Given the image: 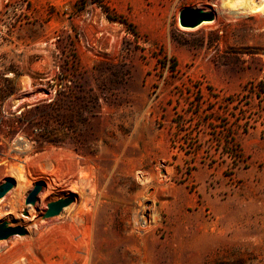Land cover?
Here are the masks:
<instances>
[{
    "label": "rangeland",
    "instance_id": "374dc122",
    "mask_svg": "<svg viewBox=\"0 0 264 264\" xmlns=\"http://www.w3.org/2000/svg\"><path fill=\"white\" fill-rule=\"evenodd\" d=\"M240 8L0 0V223L25 232L0 264H264V8Z\"/></svg>",
    "mask_w": 264,
    "mask_h": 264
},
{
    "label": "water",
    "instance_id": "95a60500",
    "mask_svg": "<svg viewBox=\"0 0 264 264\" xmlns=\"http://www.w3.org/2000/svg\"><path fill=\"white\" fill-rule=\"evenodd\" d=\"M214 19L212 11L184 8L178 13V23L183 28H195L203 22H210ZM14 186V181L7 179L2 184H0V199ZM42 185L36 183L32 190L28 193L25 199V204H34L38 193L41 191ZM73 199L71 197L58 199L56 201L50 202L47 205V210L45 211L43 217L49 218L58 215L65 207L72 203ZM24 229L20 226H10L6 221L0 223V240H5L13 235H24Z\"/></svg>",
    "mask_w": 264,
    "mask_h": 264
},
{
    "label": "trees",
    "instance_id": "16d2710c",
    "mask_svg": "<svg viewBox=\"0 0 264 264\" xmlns=\"http://www.w3.org/2000/svg\"><path fill=\"white\" fill-rule=\"evenodd\" d=\"M173 67H175V61L173 60ZM179 119L177 120H174L175 124H176V128H177V132H176V136H174L172 139H171V146L172 148L175 147L173 145L176 144L177 140H178V136L180 133H184L187 131V128H188V125H187V122L185 121V119H183V117H178ZM227 135H224L223 136V141L225 142V148L227 149L226 151V154L227 156L232 159V162L235 163L236 161H238V158H239V155H238V150L235 149V147L237 146L236 145V142H235V139H234V135H235V132H230V131H227L226 132ZM229 149L231 151H229Z\"/></svg>",
    "mask_w": 264,
    "mask_h": 264
},
{
    "label": "bare ground",
    "instance_id": "6f19581e",
    "mask_svg": "<svg viewBox=\"0 0 264 264\" xmlns=\"http://www.w3.org/2000/svg\"><path fill=\"white\" fill-rule=\"evenodd\" d=\"M227 2V1H226ZM264 2V1H263ZM228 3L230 6L233 8L235 5H240V13L242 14H249V13H255L257 11H260L262 8H264V3L263 5H257L255 1L253 0H228ZM239 13V12H238ZM20 149V148H19ZM13 175V174H12ZM18 176V175H17ZM19 179V178H18ZM31 210V209H30Z\"/></svg>",
    "mask_w": 264,
    "mask_h": 264
}]
</instances>
